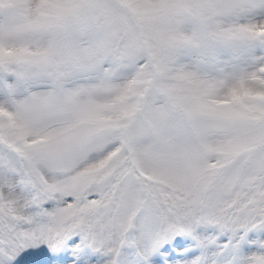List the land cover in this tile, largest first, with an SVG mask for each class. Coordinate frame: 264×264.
<instances>
[{"label": "snow or ice", "instance_id": "1", "mask_svg": "<svg viewBox=\"0 0 264 264\" xmlns=\"http://www.w3.org/2000/svg\"><path fill=\"white\" fill-rule=\"evenodd\" d=\"M0 264H264V0H0Z\"/></svg>", "mask_w": 264, "mask_h": 264}]
</instances>
